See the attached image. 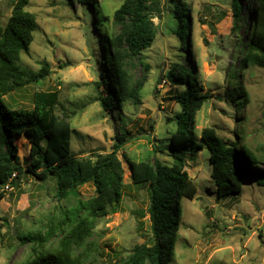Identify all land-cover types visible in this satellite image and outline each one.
Wrapping results in <instances>:
<instances>
[{
    "label": "rangeland",
    "instance_id": "1",
    "mask_svg": "<svg viewBox=\"0 0 264 264\" xmlns=\"http://www.w3.org/2000/svg\"><path fill=\"white\" fill-rule=\"evenodd\" d=\"M124 0H99L98 8L113 21L114 11ZM191 7L192 26L183 49L177 33L179 18L168 0H149L151 15L158 24L153 45L143 51L147 70L133 57L128 66L132 81L146 77L141 101H127L121 111H106L99 99L103 86L101 72L106 70L100 33L95 27L94 10L66 0H31L27 9L36 15L38 29L29 51L21 54L19 63L33 71L48 65L50 72L41 83L25 82L20 91L11 92L5 100L16 108H33L35 91L59 90L60 103L68 113L75 112L71 133L74 156H93L111 152L116 136L125 139L118 155L124 166V196L116 210L100 218L91 238L92 264H121L136 244L155 242L148 208L151 204L149 183H133L130 160L158 157L172 164L168 149L176 121H168L181 110L173 98L179 86L165 76L172 64L182 61L195 70L203 91L212 94L209 101L190 119L200 136L205 126L217 128L228 142L241 139L247 118L250 142L260 148L264 159V67L245 73L244 85L251 101L237 112L228 91V71L240 65L235 57L237 34L234 33L232 0H186ZM254 0H242L241 42L246 39L248 17ZM12 0H0V22L5 24ZM116 31H119L117 27ZM119 143V142H118ZM19 163L30 165L31 142L26 135L17 138ZM262 147V148H261ZM197 184L194 198L181 202L180 227L170 264H264V185L249 173L244 174L239 193L222 194L213 179L210 154L199 150L184 166ZM251 170V169H250ZM264 161L251 171L262 172ZM264 183V176L262 177ZM13 192V194H10ZM56 180L42 181L29 172L11 188L0 202V260L13 262L34 255L31 243H22L19 233L42 227L46 217L60 215L63 205L95 194L91 183L78 188V197L59 201L55 197ZM226 191H223V193Z\"/></svg>",
    "mask_w": 264,
    "mask_h": 264
},
{
    "label": "trees",
    "instance_id": "2",
    "mask_svg": "<svg viewBox=\"0 0 264 264\" xmlns=\"http://www.w3.org/2000/svg\"><path fill=\"white\" fill-rule=\"evenodd\" d=\"M30 1L12 0L6 23L0 22V202L11 190L5 189V185L10 183L13 188L25 171L42 181L55 178V197L59 201L78 197V188L87 183L94 185L95 194L67 207L63 205L61 214L47 216L40 229L19 233L20 242L31 243L34 255L17 262L4 257L0 264H92L91 238L96 223L114 212L124 196V166L118 150L125 134L121 132L116 136L119 143L114 144L111 152L77 157L71 152L75 112L68 113L62 108V116L58 114L59 90L35 91L32 109L16 108L5 100L7 94L22 90L29 79L39 84L50 72L47 64L37 72L19 63L22 52L29 51L38 29L36 15L27 9ZM66 1L68 5L77 2L87 6L88 12L90 8L94 10V24L100 33L106 66L99 82L103 86L99 96L103 108L121 111L127 101L140 102L146 77L132 81L128 66L129 60L138 57L147 70L150 67L143 51L155 42L158 24L151 15L149 0H124L114 11L112 24L108 23L110 17L98 8L99 0ZM254 1L253 12L246 23L247 36L241 42L242 0H232L233 30L238 37L234 56L239 58L240 65L235 64L234 69L228 71L229 83L233 85L228 95L239 113L251 101L244 85L245 73L254 67H264V0ZM168 3L174 5L179 18L174 32L184 49L191 35V7L186 0H168ZM165 76L179 86L173 98L181 106L173 118H168V121H176V129L170 145L163 146L171 152L173 163H164L158 157L154 161L130 160L133 183H149L151 187L148 212L155 242L136 244L121 264H170L180 227L182 199H192L197 193V184L184 166L199 150L210 154L213 179L222 194L241 192L246 173L264 185L261 180L264 170L251 171L264 159L258 151L260 148L250 142L247 125L250 116L241 129V139L228 142L213 126H205L198 136L190 119L209 101L211 92H202L203 84L195 70L182 61L173 63ZM22 135L31 142L30 165L26 170L18 156L17 138ZM3 239L0 234V240Z\"/></svg>",
    "mask_w": 264,
    "mask_h": 264
},
{
    "label": "built area",
    "instance_id": "3",
    "mask_svg": "<svg viewBox=\"0 0 264 264\" xmlns=\"http://www.w3.org/2000/svg\"><path fill=\"white\" fill-rule=\"evenodd\" d=\"M16 174H13V176H15ZM5 189H7V190H9V189H11L12 188V186H11V184L10 183H8V184H6L5 185V187H4Z\"/></svg>",
    "mask_w": 264,
    "mask_h": 264
}]
</instances>
